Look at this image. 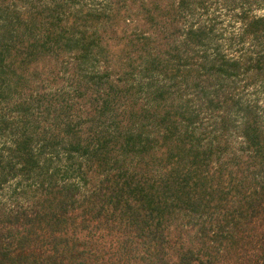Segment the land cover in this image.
I'll use <instances>...</instances> for the list:
<instances>
[{
  "label": "trees",
  "instance_id": "1",
  "mask_svg": "<svg viewBox=\"0 0 264 264\" xmlns=\"http://www.w3.org/2000/svg\"><path fill=\"white\" fill-rule=\"evenodd\" d=\"M206 3L0 0V264H264V106L223 83L264 84V14L230 57L186 20Z\"/></svg>",
  "mask_w": 264,
  "mask_h": 264
},
{
  "label": "rangeland",
  "instance_id": "2",
  "mask_svg": "<svg viewBox=\"0 0 264 264\" xmlns=\"http://www.w3.org/2000/svg\"><path fill=\"white\" fill-rule=\"evenodd\" d=\"M83 4H88L90 7H101L112 0H80ZM251 9L257 14H264V0H207L206 5H199L187 15L188 22H205L212 29V38L208 44V52H221L227 56L233 57L243 55L247 51L254 48L250 42H244L240 39L242 22L240 19V10L242 8ZM85 67H91L85 64ZM97 66L96 68H99ZM100 69V68H99ZM98 69V70H99ZM212 78V77H211ZM213 79V78H212ZM214 80V79H213ZM215 81V80H214ZM138 82V81H137ZM143 85V90L152 89L154 86H166L175 91L186 90L188 93L185 98L190 99L189 102L195 108L202 106V127L207 134L220 127V122L215 113L208 112L206 105L203 103L204 96L197 90L186 89L183 84H174L171 80L164 79L162 76H153L149 78H141L139 81ZM216 82V81H215ZM223 83L232 89L236 98L245 104L264 106V84L246 85L244 77H236L234 80H224ZM180 87V89H178ZM188 90V91H187ZM197 93L202 94L200 97ZM205 110V111H204ZM238 116L234 114L230 117L228 124L230 126V138L233 141H238L236 134L233 132V123L237 122ZM53 161L56 165H64L71 162V158L66 153L59 151L52 153ZM15 183L6 186L3 195L1 196L3 204H14L19 198L14 195Z\"/></svg>",
  "mask_w": 264,
  "mask_h": 264
}]
</instances>
